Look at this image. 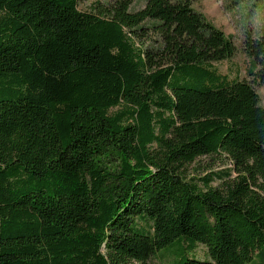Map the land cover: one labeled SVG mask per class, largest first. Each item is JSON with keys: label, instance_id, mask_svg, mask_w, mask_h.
I'll return each instance as SVG.
<instances>
[{"label": "trees", "instance_id": "16d2710c", "mask_svg": "<svg viewBox=\"0 0 264 264\" xmlns=\"http://www.w3.org/2000/svg\"><path fill=\"white\" fill-rule=\"evenodd\" d=\"M79 1L0 0V264H264V25Z\"/></svg>", "mask_w": 264, "mask_h": 264}, {"label": "rangeland", "instance_id": "374dc122", "mask_svg": "<svg viewBox=\"0 0 264 264\" xmlns=\"http://www.w3.org/2000/svg\"><path fill=\"white\" fill-rule=\"evenodd\" d=\"M113 0H80L78 9L87 12L96 4H108ZM138 0H133V10L139 9ZM193 9L204 15L217 29L226 36L232 35L237 47L235 56L228 62L218 65L222 74L235 77L239 72L240 80H247V58L243 54L240 44L242 36L248 28L256 33L264 25V0H193ZM261 105L264 107V85L257 89ZM204 249L199 250L203 256ZM189 259L200 260L197 251L187 255ZM204 259V258H202Z\"/></svg>", "mask_w": 264, "mask_h": 264}]
</instances>
